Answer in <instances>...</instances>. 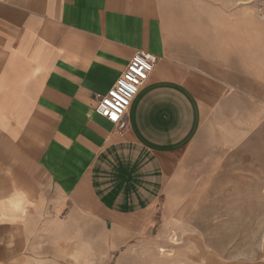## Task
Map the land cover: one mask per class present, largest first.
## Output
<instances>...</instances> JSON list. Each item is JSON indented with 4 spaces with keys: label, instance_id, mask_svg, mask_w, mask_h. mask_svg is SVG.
Masks as SVG:
<instances>
[{
    "label": "crops",
    "instance_id": "0c3cea01",
    "mask_svg": "<svg viewBox=\"0 0 264 264\" xmlns=\"http://www.w3.org/2000/svg\"><path fill=\"white\" fill-rule=\"evenodd\" d=\"M136 51L157 64L119 136L94 112L96 97ZM200 80L205 92L204 77L172 56L159 0H0V214L12 216L10 227L33 231L37 222L59 231L63 213L93 215V206L109 220L133 219L135 183L116 155L143 149L160 158L182 149L204 123ZM18 214L27 216L18 222ZM33 235L24 255L0 242V262L32 260Z\"/></svg>",
    "mask_w": 264,
    "mask_h": 264
},
{
    "label": "rangeland",
    "instance_id": "374dc122",
    "mask_svg": "<svg viewBox=\"0 0 264 264\" xmlns=\"http://www.w3.org/2000/svg\"><path fill=\"white\" fill-rule=\"evenodd\" d=\"M159 4L172 56L205 79V92L197 84L196 97L206 100L200 130L166 157L143 149L116 155L135 183L140 210L130 221L93 206V215L63 213L59 231L39 222L33 231L0 214V242H13L19 255L27 235L36 243L32 260L0 264H264V0ZM108 171L105 162V180Z\"/></svg>",
    "mask_w": 264,
    "mask_h": 264
},
{
    "label": "built area",
    "instance_id": "2783aa9c",
    "mask_svg": "<svg viewBox=\"0 0 264 264\" xmlns=\"http://www.w3.org/2000/svg\"><path fill=\"white\" fill-rule=\"evenodd\" d=\"M156 64V56L136 51L107 93L96 97L94 112L111 123L117 135L124 134L127 128L126 113L128 108Z\"/></svg>",
    "mask_w": 264,
    "mask_h": 264
},
{
    "label": "snow or ice",
    "instance_id": "6c2138e0",
    "mask_svg": "<svg viewBox=\"0 0 264 264\" xmlns=\"http://www.w3.org/2000/svg\"><path fill=\"white\" fill-rule=\"evenodd\" d=\"M133 71H135V69H133Z\"/></svg>",
    "mask_w": 264,
    "mask_h": 264
}]
</instances>
